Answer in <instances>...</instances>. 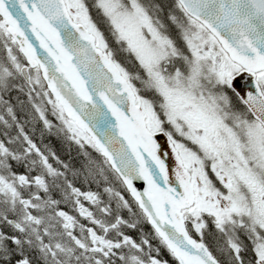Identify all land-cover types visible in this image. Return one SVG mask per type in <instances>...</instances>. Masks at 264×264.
Returning <instances> with one entry per match:
<instances>
[{
    "label": "snow or ice",
    "instance_id": "obj_1",
    "mask_svg": "<svg viewBox=\"0 0 264 264\" xmlns=\"http://www.w3.org/2000/svg\"><path fill=\"white\" fill-rule=\"evenodd\" d=\"M0 47V264H264V0H0Z\"/></svg>",
    "mask_w": 264,
    "mask_h": 264
},
{
    "label": "rangeland",
    "instance_id": "obj_2",
    "mask_svg": "<svg viewBox=\"0 0 264 264\" xmlns=\"http://www.w3.org/2000/svg\"><path fill=\"white\" fill-rule=\"evenodd\" d=\"M168 2L170 3L171 0H168ZM94 15L96 16V19H98V20L101 19L100 15H98V14H94ZM96 19L94 21L97 22ZM100 22H102V21H100ZM101 31H102V29H101ZM106 38H107V36H106ZM108 43H109V39H108ZM109 46H110V44H109ZM5 56H6L5 50L2 47H0V58L5 57ZM125 66L127 67V65H125ZM132 67H133V65H132ZM132 67H131V69H132ZM0 95H2V94H0ZM33 95H35V93H33ZM17 96H19L20 100L25 101V104L27 105V99L28 98H27L26 91L24 93H19L17 89H13L7 95H4V99L8 100L12 105H14V110L16 112V115L18 118L23 117V120H21V122L23 123L24 120L28 119L27 110L26 109L22 110L20 108V106L17 104V100L14 99ZM46 107L48 108V112L46 113L48 118L50 120H52L53 124H59V121H57L56 118L51 115V106L46 105ZM0 114H3L2 106H0ZM24 127H25V131L28 132L29 135L32 136L33 140L37 143L38 146L47 145V143H48V146L53 149V147H52L53 143L50 144V141L53 138L52 142H56V144L59 145L60 149L63 148L62 153H58L57 151H55L53 149L62 160L68 161L70 155H71L73 161L78 162L80 159H82V156H78L79 147L77 145H75L74 143L66 140L64 138L63 134H59V135L57 134L58 135V138H57L55 135H53V133H56L55 131L49 133L47 130H45L43 137H41L40 130L43 128V124H42V121H40L39 119H36L31 124L25 123ZM32 128L36 129V131L34 133L32 132ZM9 131H11L13 135H15V128L10 129ZM3 132H4V125H3V123H0V139H5V137L3 136ZM60 139L65 143V145ZM86 147H87V149L89 148L88 145H85V148ZM90 153L92 154L93 157L97 156V154H95L94 151H92V150H90ZM23 171H24V169H22V171H21V168H20V172H23ZM101 187H102V185L100 187H97L95 184H92L90 186V190L101 192L102 198L107 199L106 195L103 194V188H102V190L100 189ZM85 190H88V189H85Z\"/></svg>",
    "mask_w": 264,
    "mask_h": 264
},
{
    "label": "trees",
    "instance_id": "obj_3",
    "mask_svg": "<svg viewBox=\"0 0 264 264\" xmlns=\"http://www.w3.org/2000/svg\"><path fill=\"white\" fill-rule=\"evenodd\" d=\"M94 14H97V12H96L95 10H93L92 15H93V19H94V18L96 19V16H95ZM100 17H101L100 20L96 19L97 22L95 21V22L97 23V26H98L100 29H102V31L104 32L105 36H107V38L109 39L110 47L113 48L114 50H117V58H118L122 63H125V65H127V67L131 70L132 65L135 64V60H134V58L131 57L128 53H125V52H122V51H119V50H118V49L120 48V45H118V44L116 43L115 39L111 36V33H110V31H109V26H108V24L105 22V20L103 19L102 15H100ZM95 19H94V20H95ZM100 21H102V22H100ZM53 135H55V136L58 138V135H57L56 133H53ZM52 139H53V138H52ZM52 139H51V141H50V144L53 143V146L51 145V146L53 147V149H54L55 151H57L58 153H62L63 148L60 149V148H59V145H57L56 142H52ZM60 140H61V139H60ZM61 141H62V140H61ZM62 142H63V141H62ZM46 143H47V142H46ZM63 143H64V142H63ZM47 145H48V143H47ZM64 145H65V143H64ZM86 150H88V151L90 152V150H92V149H91L90 147L87 149V147H86ZM92 151H93V150H92ZM94 153H95V152H94ZM95 154H97V153H95ZM22 169H23V168H21V171H22ZM16 170H17V171H20V168H17ZM102 188H103V186H102L100 189L102 190ZM118 190H119V189H118ZM124 194H125L126 197L128 196V194H127L126 192H125ZM124 215L127 216V212H126V211L124 212ZM143 229H144L145 232L150 231V225H148V224L145 222V223L143 224ZM131 234L135 235L136 232H135V231H132ZM162 256H163L164 259L169 260V261H170V264H172V258H171V256L167 253L166 250H163V251H162Z\"/></svg>",
    "mask_w": 264,
    "mask_h": 264
},
{
    "label": "water",
    "instance_id": "obj_4",
    "mask_svg": "<svg viewBox=\"0 0 264 264\" xmlns=\"http://www.w3.org/2000/svg\"><path fill=\"white\" fill-rule=\"evenodd\" d=\"M243 76H244V74H241L240 77H237V78H236L235 83H236L237 87H239V86L241 85V83H242V77H243ZM169 151H170V150H169ZM166 162L169 163L170 165L172 164V158H171V156H169V158L167 159ZM134 183L136 184V186H137L138 188H140V189L143 188V182H142V181H135Z\"/></svg>",
    "mask_w": 264,
    "mask_h": 264
},
{
    "label": "flooded vegetation",
    "instance_id": "obj_5",
    "mask_svg": "<svg viewBox=\"0 0 264 264\" xmlns=\"http://www.w3.org/2000/svg\"><path fill=\"white\" fill-rule=\"evenodd\" d=\"M205 242L209 244V247L214 252V254L219 255L218 253H216V250H215V241L212 240V238L209 237L207 234L205 235ZM220 258L223 259L222 256Z\"/></svg>",
    "mask_w": 264,
    "mask_h": 264
}]
</instances>
